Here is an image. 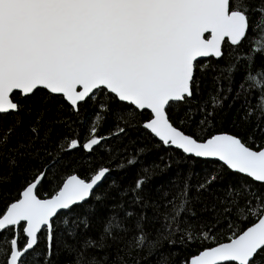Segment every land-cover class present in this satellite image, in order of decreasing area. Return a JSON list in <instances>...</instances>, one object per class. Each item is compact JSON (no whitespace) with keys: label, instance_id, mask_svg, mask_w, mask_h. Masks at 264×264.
<instances>
[{"label":"snow or ice","instance_id":"obj_1","mask_svg":"<svg viewBox=\"0 0 264 264\" xmlns=\"http://www.w3.org/2000/svg\"><path fill=\"white\" fill-rule=\"evenodd\" d=\"M205 34L210 35L206 38ZM246 38L251 47L242 52L238 46ZM226 44L236 53L223 70L226 78L231 83L238 66L243 67L240 91L256 90L257 104L248 107L243 119L250 123L251 117L259 113L253 133L264 135L259 124L264 118V68L252 71L256 56H264V0H0V164L7 159L9 169L7 175L0 174V185L11 179V170L25 157H39L42 151L53 155L43 147L52 129L43 128L41 138L42 113L38 112L30 123L31 135L18 131L25 111L23 100L41 89L47 93L42 97L45 103L58 96L76 113L82 102L97 100L98 95L114 102L111 109L107 102H99L100 110L87 135L83 139L79 134L61 137L56 144L58 153L79 148L92 153L97 146H106L111 136L118 137L126 128L118 123L111 136L97 135L105 119L103 113L118 107L135 118L138 110L148 113L140 126L165 147L196 158H216L228 169L264 184V147L254 150L249 146L253 135L247 140L226 133L204 139L184 130L195 116L192 110L186 112L187 122L172 117L173 106L187 102L199 88L196 71L208 67L199 58L220 59ZM210 100L211 109L206 107L207 102L199 109L205 113L197 126L201 131L210 126V117L222 107L219 95L210 96ZM125 104L134 110L124 108ZM27 111L30 115L31 108ZM22 135L24 142L19 139ZM58 162L54 160L48 171ZM135 163V158L127 161L128 165ZM110 171L99 167L90 178L69 175L54 194L42 199L38 187L47 181V171L33 168L19 196L0 208V264H56L60 250L57 241L65 236L76 240L78 229L91 226L95 210L90 214L85 206L90 207L93 199L97 204L106 199L107 194H98L96 189ZM215 180V175L208 177L197 191H207ZM145 183L146 179L140 178L132 189L133 204L141 209L149 207L142 195ZM242 188L247 199L244 205L235 201V213H247L245 218L256 216L257 222L234 234L230 242L205 248L181 264H264V194L247 183ZM233 195L239 197V190L229 186L228 196ZM176 199L179 203L173 204L156 230V241L150 240L151 232L144 227L146 222H153L146 212L129 210L122 203L114 205L101 232L96 238L85 237L69 264H109L107 254L95 250L110 247L105 239H115L116 230L127 232L129 218L134 219L135 249L147 246L152 255L162 248L161 238L171 247L176 241L169 237L179 228L178 217L191 202L187 183ZM117 207L123 219L116 214ZM79 208L85 210L78 212ZM62 218L63 231L58 225ZM210 238L209 233H203V239ZM194 239L188 232L180 243ZM63 251L71 255L76 249L65 243ZM172 255L161 251L156 264H168Z\"/></svg>","mask_w":264,"mask_h":264},{"label":"trees","instance_id":"obj_2","mask_svg":"<svg viewBox=\"0 0 264 264\" xmlns=\"http://www.w3.org/2000/svg\"><path fill=\"white\" fill-rule=\"evenodd\" d=\"M252 35L253 33L250 32L249 36ZM238 47L242 52H248L251 47L249 39L246 38ZM222 50L225 54L220 59L209 57L200 60V62L208 64V67L203 71L199 69L196 71L199 88L187 102L173 106L172 117L174 120L187 122L186 112L192 110L195 116L190 124L186 123L184 126L187 133L196 132L204 139L220 132H228L242 137L244 140H247L249 135H253L254 139L248 144L258 150L264 146V135L259 132L253 133L259 113L251 117L250 123L243 119L248 107L255 108L257 104L256 90L240 91L239 85L244 81L245 75L244 68L240 66H238L239 71L233 74L231 83L229 82L226 78L227 73L223 70L236 53L231 52L227 44L222 46ZM259 68H264V56L261 55L256 56L252 66L253 73ZM238 92H240L239 96ZM45 95H47L46 90L41 89L34 96L23 100L25 111L21 113L22 122L18 131L31 135L28 131L29 125L35 121L38 112L42 113L41 138L43 137V128L51 127L52 129L51 138L43 147L49 149L53 155L50 156L42 151L39 157L33 154L32 157H25L21 160L19 166L11 170V179L0 185V208L19 196L26 185V178H31L33 168L47 171V181L43 183V186L38 187L40 198H47L54 194L65 178L71 174H76L81 178H90L99 167H108L111 170L96 189L98 194H107L106 199L100 204H97L93 199L90 201V207L85 206L90 214L95 210L94 215H91V226L87 230L82 227L78 229L80 235L76 240L65 236L57 241L60 250L55 257L56 264H69L81 250L84 238L88 236L96 238L101 232L106 217L113 213V206H118L121 203L129 210L146 212L148 220L153 222H146L144 227L151 232L150 240L156 241L158 237L156 230L161 228L164 217L172 211L173 204L179 203V200L176 199L177 193L182 191L185 183L189 186L191 202L178 217V220L181 221L179 228L169 237L176 241L174 245L169 247L167 240L161 238L162 248H157L152 255H149L147 246L141 250L135 249L132 246L133 237L136 234L133 227L134 219L129 218L126 222V226L129 228L127 232L116 230L115 239H105V244L110 247L98 248L95 251L101 254L106 253L109 264H137V262L138 264H156L161 251L173 253L169 257L168 264H181V261L189 259L199 251L229 240L234 234H239L257 220L256 216L245 218L247 213L237 215L233 205L237 199L240 205H244L247 199L242 188L243 184L251 185L253 190L262 194H264V184L229 170L219 161L196 158L184 154L174 147H165L140 126L148 118L147 112L135 110L137 111L136 117L130 118L127 112L121 111L118 107L106 111L103 113L105 119L102 121L97 135L111 136V133L116 131L118 123L126 128L125 133L118 137L111 136L106 146H97L92 153L86 152L83 148L58 153L56 144L61 137H72L74 134H79L83 139L87 135V129L94 122L95 115L100 110L99 102H107L110 109L114 102L98 95L97 100L82 102L79 112L76 113L58 96L50 98L45 103L42 99ZM215 95H219L222 100V107H218L215 115L210 117V126L201 131L197 126L205 113H201L199 109L205 105V102H207L206 107L211 109L210 96ZM123 107L134 110L132 106L126 104ZM28 108H31L30 115L27 111ZM259 124L264 129V118L259 120ZM19 139L24 142L23 135ZM15 142L14 138L13 143ZM37 144H39L38 141ZM141 149H143L142 152ZM133 158L137 159V163L128 165L127 161ZM56 159H59V162L48 171V166ZM121 164L125 166L121 168ZM145 168L148 169L147 173L144 172ZM8 173L7 159H5L3 164H0V174L7 175ZM212 175L216 176V180L208 186V190L198 192L197 186ZM140 178L146 179L142 195L144 202L149 205L147 209H141L138 205L133 204L132 189ZM229 186L239 190V197L228 196ZM85 208H79L77 211L82 212ZM228 208H233V210L225 211ZM115 211L123 219V212L118 207ZM154 217H158V219L153 220ZM62 220L63 218L58 222L61 231L65 228ZM173 227L176 228V225ZM188 232H191L196 239L180 243L181 237ZM205 232L209 233L210 239H203ZM65 243L72 245L76 251H73L71 255L64 252L63 245Z\"/></svg>","mask_w":264,"mask_h":264},{"label":"water","instance_id":"obj_3","mask_svg":"<svg viewBox=\"0 0 264 264\" xmlns=\"http://www.w3.org/2000/svg\"><path fill=\"white\" fill-rule=\"evenodd\" d=\"M210 34H205V36H206V38L209 36ZM207 58H209V57H207ZM207 58H199V60H205V59H207ZM231 134V133H228V132H220V133H215V134ZM215 134H213V135H215ZM234 135V134H233ZM157 140H158V138H156ZM159 141V140H158ZM264 147V146H263ZM255 150V149H254ZM182 151V150H181ZM201 159H212V160H216V161H219L218 159H216V158H201ZM219 162H221V161H219ZM222 164H223V162H221ZM226 166V165H225ZM227 167V166H226ZM230 170V169H229ZM231 171H233V170H231ZM71 175H73V174H71ZM76 175V174H75ZM242 175H244V174H242ZM246 176V175H245ZM67 178V177H66ZM65 178V179H66ZM81 178V177H80ZM260 183V182H259ZM62 185V184H61ZM22 192V191H21ZM48 198V197H47ZM43 199V198H42ZM255 222H257V220L256 221H254L252 224H250L249 226H247V227H250V226H252ZM247 227L244 229V230H246L247 229ZM243 231V230H242ZM241 231V232H242ZM240 232V233H241ZM239 233V234H240ZM231 239V238H230ZM230 239L229 240H227V241H224V242H220V243H227V242H230ZM219 244V243H218ZM218 244H216V245H213V246H217ZM213 246H211V247H213ZM192 257V256H191ZM190 257V258H191ZM189 258V259H190Z\"/></svg>","mask_w":264,"mask_h":264}]
</instances>
